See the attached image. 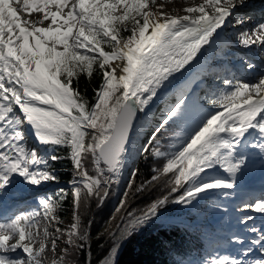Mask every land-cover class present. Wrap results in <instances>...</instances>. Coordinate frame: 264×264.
<instances>
[{
  "label": "snow or ice",
  "instance_id": "6c2138e0",
  "mask_svg": "<svg viewBox=\"0 0 264 264\" xmlns=\"http://www.w3.org/2000/svg\"><path fill=\"white\" fill-rule=\"evenodd\" d=\"M150 4L155 0H0V199L17 181L27 186L56 181L49 162L61 159L58 150L67 151L74 169L70 227L41 230V216L49 224L60 223L57 212L67 193L61 190L59 199L40 197L42 212L33 210L0 222V264H43L48 242L55 252L62 238L66 247L52 264H64L69 248L84 249L89 235L82 230L79 208L93 197L108 195L106 186L125 165L137 113L145 112L175 74L203 55L204 45L211 46L228 17L248 7L245 0H204L185 8V15H171L162 11L163 5L152 11ZM209 5L212 14L206 11ZM22 13L41 15L29 19ZM235 22L243 25L245 19L237 16ZM239 42L264 49V22L242 30ZM112 61L120 63L113 67ZM95 72L101 83L90 101L80 80L91 83ZM224 83L227 90L211 101L223 111L210 113L191 132L177 133L178 148L162 151L157 134L184 119L188 106L183 95L141 149L165 160L152 179L171 173V191L184 189L178 203L191 204L207 190L233 189L246 164L247 137L258 132L264 141V74L253 83ZM29 134L40 147L29 144ZM259 147L264 152V143ZM89 159L91 171L86 165ZM217 169L228 179L211 174ZM166 202L167 197L158 200L142 217L130 220L124 234L132 235ZM245 210L264 214V199L246 204ZM252 219L249 215L241 223ZM246 230L258 233L251 245L264 252V230L254 226ZM10 240L15 243L9 245ZM235 242L244 244L240 236ZM252 246L242 258L222 256L209 264H264V257L243 258L252 253ZM17 249L26 258L6 254ZM115 255L113 248L105 264H114Z\"/></svg>",
  "mask_w": 264,
  "mask_h": 264
},
{
  "label": "trees",
  "instance_id": "16d2710c",
  "mask_svg": "<svg viewBox=\"0 0 264 264\" xmlns=\"http://www.w3.org/2000/svg\"><path fill=\"white\" fill-rule=\"evenodd\" d=\"M126 36L128 33H123ZM107 50V49H106ZM209 84L213 81L223 83L218 74H210ZM101 83L99 72H95L91 78V83L85 78H81V90L87 89L86 95L90 101L93 98V89L98 88ZM203 89L198 93V98L208 109H217L212 106L211 101L216 96L225 91L222 89ZM180 131V124L170 123L157 134V140L162 151H170L177 141V133ZM153 144L151 147H155ZM57 155L61 159L51 162L58 179L46 182L45 185L57 186L70 182L74 179V169L70 159L67 158L66 150H58ZM165 163L163 158L152 156L151 150L142 153L138 159L134 171L136 175H131L122 195V201L118 207L114 206L117 182L112 179V183L107 185L108 195L103 199L93 197L87 205L83 202L79 208L82 230H87L89 239L85 243L83 250L69 248V254L64 260V264H98L110 251L113 245V230L121 227V221L126 222L138 214L145 212L153 203L167 197V202L163 204L161 212L170 211L171 214L179 217L178 221L186 223H174L172 221H156L146 224L138 231H134L128 236L118 253L114 264H202L207 255V237L200 225L209 216L208 210L202 212H192L188 208L175 207V201L184 194V189L172 192V185L168 183L171 173L162 175L158 180H153L154 175H159L158 169ZM89 170H92L90 159L86 161ZM133 171V172H134ZM130 181L132 182L129 187ZM61 190L67 195L62 201V207L57 215L60 222L70 220L73 222V199L69 187H56L48 189L45 196L59 199ZM127 193V196H125ZM123 202V203H122ZM206 204L214 206L210 200ZM164 209V210H163ZM59 255L66 247L64 242L57 244ZM60 258V257H59ZM52 264V263H51Z\"/></svg>",
  "mask_w": 264,
  "mask_h": 264
},
{
  "label": "rangeland",
  "instance_id": "374dc122",
  "mask_svg": "<svg viewBox=\"0 0 264 264\" xmlns=\"http://www.w3.org/2000/svg\"><path fill=\"white\" fill-rule=\"evenodd\" d=\"M186 4H189L188 7L195 6L193 4V0H155V4L154 5L150 4V8L152 11H157L160 8V6L163 5L162 11L164 13H168L171 15H185L186 13L184 12V9L188 8V7L184 8V5H186ZM171 5H177L178 10L173 8V7H170ZM22 15H24L26 18H29V19H35L41 14L32 13L30 17L26 13H22ZM255 15L256 14L254 12L244 13L243 17L245 19V23L239 29H238L239 25L236 24L235 22L231 21L225 25V31L230 30V32L233 33L232 38L234 39L236 34H238L239 31L250 30V29H252V27H255L259 23L264 22V19H256ZM48 23H49V21H45L43 26H47ZM233 28H235V29H233ZM222 41H225V40L223 39ZM235 41L236 40L233 41L232 39H227L225 41L226 43H224L223 45L219 44V46H218V44H217V46L219 48L214 53L215 57L212 58L211 60L207 61V62H209V67L206 69V71L203 73V75L207 74V76H209L212 72H215L216 74H218L221 77V79H223L224 81H229L233 86L238 82H249V83L257 82L261 78V75L264 74V54L261 51L262 48L260 47L259 49H256V50L255 49L248 50V48H246L245 46L241 47L237 43L238 41L237 42H235ZM121 43H123V41H121ZM244 48H245V50H244ZM239 57H240V59H238ZM250 64L252 65V67H249ZM217 68H219V69L216 70ZM228 70H230V71L233 70L234 72H237L238 75L233 76L232 78H234V79H231V76H226V73L230 72ZM192 80H193V78L187 82L185 89L181 93H185L188 91V89H190V82ZM205 88H206V90H208L209 88L227 90L228 86L224 82L220 83L217 81V82H214L213 85L208 84L207 87H205ZM185 99H186V104L188 107H187V111H186V115H185L184 119L179 121V124H180L179 133L189 132L190 128L192 126V121L194 119L200 118V117H202V115L207 114V113H215V111H217V110H220V111L223 110V109H208L203 104H201V102L198 100L196 95L194 97L190 96V99H187L185 97ZM177 102L178 101H173L172 104L174 103V105H175ZM163 119H161V121L158 123V126L160 125V123L162 122ZM29 144L32 146L40 147L38 145V143L32 138L31 134H29ZM179 144H180V140L177 138V141L174 145L178 148ZM173 146L171 147L170 150H174ZM40 151L43 152L44 149L41 148ZM142 153L140 154V156L142 155ZM140 156H139V158H140ZM112 179H114L117 182L116 196L114 199V206L118 207L122 201V196L120 198H118L119 176H114V177H112ZM45 183H42L39 186H27L26 184L20 183L19 181H17L14 187L9 186L11 189L10 193H9L10 200H13V198L18 196V195H22V197L20 199H23V200L26 199V200L24 201V203L21 206L29 208V210L26 211V213L33 211V210H40L42 212V209H39V205H38L39 198L42 196H45V192H47L48 189H51V188L55 189L56 187H59L58 185L57 186H48V185H45ZM71 190H72V188H70V194H71ZM224 191L225 190H217L216 189V190H207L205 192L199 193L193 199L191 204L183 203V202L178 203L177 201L179 198L176 199V201H175V207L188 208L192 212H202L204 210H208L209 216L207 217V219L203 223L199 224L201 229H203L205 234H206L207 249H208L207 255H206L205 259L203 260L202 264H209L210 261H213L214 259L220 258L221 252H225V255H226V251H228L229 246H231L230 242L227 240V242H225L224 244H221L218 241H220L223 238L233 239V236L237 232H242V231L245 233L249 232L246 229H244V226H242V225H240V223H238L239 220L237 219V216H235L237 214H239L241 218H246L249 215L253 216L252 213L249 212V210H245V205L248 203L246 201L238 198V194L235 192L232 193V192H229L228 190H226L229 193V195L224 196L222 194ZM18 199H19V197H18ZM32 199H35L34 202L37 203L35 206H31V205H33L32 201H31ZM72 199H73V197H72ZM207 200H210L212 203H214V206H211L210 204H206ZM149 208L145 212L138 214L134 218L142 217L145 213H147L149 211ZM161 208L162 207L157 208L156 213H155L156 218L154 220L155 221H157V220H159V221L171 220L172 221L173 218L171 215H173V216H175V215L171 214L170 211L168 212L167 210H164V209L163 210L166 211L167 213H165V212L161 213V211H160ZM233 211H236V212H233ZM226 212L228 213L227 217L224 216L226 214ZM39 219H40V227H42V229H43V227L48 226L49 231H53V232L55 230V226H58L63 230V229L69 228L71 225L70 220H63L57 225L56 222H52V224H49L48 221L44 220L42 216ZM154 220L152 219V220L146 221V223H144L141 227H139L135 231L140 230L146 224H148L149 222L154 221ZM128 221L127 222H126V220L121 221V223H122L121 227L113 230L112 233H113L114 243L111 246V249L116 242L115 238H114L115 232L117 230H119L120 228H122L123 226H125L128 223ZM258 221L261 222V219L258 218ZM258 224L259 223H257L255 226V228H257V229H258ZM219 226L223 227V231H224L223 234L216 230V228ZM242 227H243V229H242ZM249 237H251L250 234H249ZM25 242H27V241H25ZM62 242H64V238L59 240L57 242V244L62 243ZM8 243H9V245L13 244L14 240H10ZM36 246L38 247V245H36ZM59 246L60 245H58L55 252H53L51 250V242L50 241L48 242L46 251L43 254V258H42L43 264H51L53 260H59V257H60ZM122 246L119 249H116V255L114 257V263H115L116 257L118 255V253L120 252ZM111 249H110V251H111ZM110 251L108 252V254L110 253ZM6 254L11 256V257H18L20 259H24L27 256V254L23 253L21 249H17L14 253L9 252ZM108 254L98 264H105L106 260L110 258V257H107ZM226 256H228V255H226Z\"/></svg>",
  "mask_w": 264,
  "mask_h": 264
},
{
  "label": "bare ground",
  "instance_id": "6f19581e",
  "mask_svg": "<svg viewBox=\"0 0 264 264\" xmlns=\"http://www.w3.org/2000/svg\"><path fill=\"white\" fill-rule=\"evenodd\" d=\"M202 2L204 3V0H193V4L195 6L202 4ZM255 2H257L256 5L254 4ZM245 3L248 5V7L241 9V10H238L233 16L228 17L227 18L228 22H231V21L235 22L237 16H243V14L246 12H248V13L254 12L256 14L255 15L256 19H264V0H245ZM188 6H189V4H186V5H184V8L188 7ZM170 7H173V8L178 10L177 5H171ZM206 11H208L209 14H212L213 9L209 5V6H206ZM225 25H223L221 29L217 30L219 34H218V36H215V39L211 43V46L204 45V48L201 50L203 52V55L198 54L197 58L193 59L189 63V65L185 66V69L181 70L182 74L181 73L175 74L176 78L174 80H172L171 85H169L167 87V89L161 90L159 92L158 97H155L153 99V101L150 102V106L146 109L145 112H140L139 119L136 122V125H135V127L131 133L129 152H128L127 157H126L125 165L122 168L121 173L119 174L118 198H120L122 196L124 189H125L127 183L129 182V179L133 173L135 164L138 161L140 154L142 153L141 149L143 148V146H145L147 144L152 133L157 128L158 123L161 121V119H163L165 117L168 109L171 108L172 106H174V103L172 104V102L173 101H179V99L181 98V95L185 94V93H181V92L185 89V86H186L188 81H190L192 78H199V79L202 78V75L206 70L200 69L198 64L199 63H205L206 69H207L209 66V62H207V61H209L215 57L214 53L219 48L218 47L219 44L221 45V42L223 39L225 41L227 39H232L233 41L236 40L235 42L238 41L237 43L241 47H244L239 42V33L241 31H239L238 34H236L235 38L233 39L232 38L233 33L230 32V30L225 31ZM241 26L242 25H239L238 29ZM235 28H233V29H235ZM253 28L254 27H252V29ZM217 44H218V46H217ZM246 48H248V50H250V49L256 50V49H259L260 47L258 45H251V46L246 47ZM204 49H207V50L204 51ZM244 50H245V48H244ZM261 51L264 54V50L261 49ZM238 59H240V57ZM119 63H120L119 61H113V67H115ZM228 71H230V70H228ZM231 71H233V70H231ZM119 74H120L119 70H117V75H119ZM117 94H119V93H117ZM209 114L210 113H207V114L202 115V117H200V118L194 119L192 121V126H191L189 132H191V130L197 124H199L201 122V120H203L205 117H207ZM254 136L258 137L257 134ZM249 142L250 141H247L248 146H249ZM244 155H245V159H246V164H245L243 173L239 176L238 182L234 186V188L228 189L229 192L237 193L238 198H241V196L245 195V193L248 194L247 192H245L243 190V187H242L244 184H246L248 178H250L252 176L260 177V178H263L260 181V183H264V152H259L256 148H252L250 150L244 151ZM211 174L214 176H219V177L228 179V174L225 173L221 169H217V170L213 171ZM217 190H220V189H217ZM18 197H19V199H18ZM18 197H15L12 201H14L15 205L20 206L21 204L24 203V201L26 199L25 200L20 199L22 197V195H18ZM256 201L257 200H251L250 199V200H247V203L248 204H254ZM250 212L252 214H254L253 215L254 219L247 221V223L245 225V229H246V226L247 227H253V226L255 227L257 223H259V224L261 223L257 220V218H259L260 216H263V214L252 212V211H250ZM227 214L228 213L226 212V214L224 216L227 217L228 216ZM235 216H237L238 220L242 219L239 214H237ZM151 218L155 219L156 214L151 215L149 219H151ZM133 219H135V218H133ZM133 219H131V220H133ZM129 221H128V223H129ZM126 225L115 232L114 238H115L116 242H115L114 246L112 247V249L113 248L119 249L125 243L126 239L128 238V235L124 234ZM40 228L42 230V227H40ZM216 230L222 234L224 233L223 227H221V226L217 227ZM248 233L250 235H252V237H255V235L258 234V233H251V232H248ZM112 249H111V251L107 257H111ZM10 253H14V252H10ZM233 254H234V252H229V253L226 252V255H228L230 257H232ZM226 255H225V252H221V256H226Z\"/></svg>",
  "mask_w": 264,
  "mask_h": 264
},
{
  "label": "water",
  "instance_id": "95a60500",
  "mask_svg": "<svg viewBox=\"0 0 264 264\" xmlns=\"http://www.w3.org/2000/svg\"><path fill=\"white\" fill-rule=\"evenodd\" d=\"M139 116H140V112H138L137 113V116H136V118H135V120H134V127H135V125H136V122L138 121V119H139ZM134 127H133V129H134ZM132 133V132H131ZM130 136H131V134H130ZM59 187L60 186H62V185H58ZM64 187H66L67 185L65 184V185H63Z\"/></svg>",
  "mask_w": 264,
  "mask_h": 264
}]
</instances>
